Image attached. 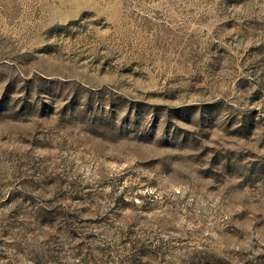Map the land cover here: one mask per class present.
<instances>
[{
  "label": "rangeland",
  "instance_id": "1",
  "mask_svg": "<svg viewBox=\"0 0 264 264\" xmlns=\"http://www.w3.org/2000/svg\"><path fill=\"white\" fill-rule=\"evenodd\" d=\"M0 264H264V0H0Z\"/></svg>",
  "mask_w": 264,
  "mask_h": 264
}]
</instances>
